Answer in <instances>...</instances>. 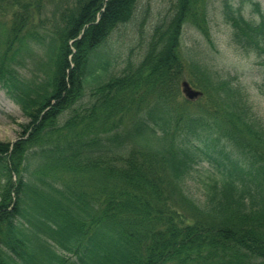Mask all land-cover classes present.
Segmentation results:
<instances>
[{
  "label": "trees",
  "instance_id": "trees-1",
  "mask_svg": "<svg viewBox=\"0 0 264 264\" xmlns=\"http://www.w3.org/2000/svg\"><path fill=\"white\" fill-rule=\"evenodd\" d=\"M139 1L0 0V84L28 118L0 141V264H264V129L213 50H182L187 23L213 44V0H175L114 74L102 46ZM221 11L264 71V16ZM29 61L43 77L20 74ZM184 79L222 111L178 105ZM205 158L197 202L183 183Z\"/></svg>",
  "mask_w": 264,
  "mask_h": 264
},
{
  "label": "rangeland",
  "instance_id": "rangeland-1",
  "mask_svg": "<svg viewBox=\"0 0 264 264\" xmlns=\"http://www.w3.org/2000/svg\"><path fill=\"white\" fill-rule=\"evenodd\" d=\"M229 1L235 5H242L248 19L256 20L260 15L264 16V0ZM174 2L175 0H140L134 18L130 22L120 25L107 38L102 46V51L109 57L111 71L114 74H118L128 62L138 63L142 59L155 25L161 20L166 21L169 18ZM255 4L258 5L260 12H257ZM211 5L213 7L209 6L208 16L213 44H210L206 36L202 35L192 24L187 23L183 28L182 50L184 51L186 46L196 44L203 45L204 48L207 47L210 52L213 50L216 66L223 73H228L234 84L241 87L248 102L252 121L264 129L263 68L253 55L244 54L232 44L231 28L225 22L221 11L222 0H213ZM19 71L23 77L29 79L34 76L43 77L41 69L31 61ZM192 87L198 89L194 85ZM89 91V89L85 91V101L90 100ZM201 91L202 95L199 98L190 101L180 88L176 103L181 105L185 100L190 101L187 107L193 113L198 112L200 107L222 111L223 105L216 98L213 99L212 94ZM68 116L69 112L63 114L59 120L60 123H63ZM27 122L28 118L24 116L20 106L8 96L0 84V141L14 142L17 140L21 133L20 125ZM219 124L226 126L221 118ZM220 149L221 145L218 144L209 152L218 160H225V155L219 152ZM224 151H228V149ZM216 167V161H211L209 158H205L199 165H196L183 183L189 197L197 202L203 201L202 181L206 180L207 175L214 174Z\"/></svg>",
  "mask_w": 264,
  "mask_h": 264
},
{
  "label": "water",
  "instance_id": "water-1",
  "mask_svg": "<svg viewBox=\"0 0 264 264\" xmlns=\"http://www.w3.org/2000/svg\"><path fill=\"white\" fill-rule=\"evenodd\" d=\"M181 87L184 95L190 100L197 99L202 94L201 91L194 89L186 80L182 81Z\"/></svg>",
  "mask_w": 264,
  "mask_h": 264
}]
</instances>
